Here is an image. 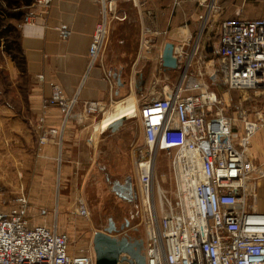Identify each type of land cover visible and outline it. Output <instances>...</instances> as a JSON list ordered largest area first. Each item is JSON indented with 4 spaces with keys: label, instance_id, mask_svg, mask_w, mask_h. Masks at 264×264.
Segmentation results:
<instances>
[{
    "label": "built area",
    "instance_id": "1",
    "mask_svg": "<svg viewBox=\"0 0 264 264\" xmlns=\"http://www.w3.org/2000/svg\"><path fill=\"white\" fill-rule=\"evenodd\" d=\"M93 1L102 11L89 51L91 66L103 55L111 22L125 19L121 14L108 19L106 1ZM108 1L111 11L115 0ZM51 2L34 0L25 24L31 25L34 12L47 11ZM197 3L204 8L197 16L203 34L219 7L217 0ZM217 33L215 59L208 62L201 39L174 44L180 63L174 71L180 73L178 81L158 96L152 85L148 95L138 99L132 115L144 136V147L135 149L134 166L147 213L146 264H264V214L250 205L255 183L264 178L250 152L261 126L249 119L251 110L244 105L248 96L264 95V16L221 20ZM59 35L67 41L71 31L61 28ZM142 46L149 51L151 44L142 39ZM156 57L162 65V53ZM205 76L211 83L219 78L226 95L240 93L238 104L219 95ZM74 104L72 100L65 107L66 118ZM105 113L99 103H90L80 121L104 118ZM56 134V129L42 131L41 143ZM160 152L168 154L176 172L175 202L162 192L155 195L154 170ZM178 172L189 174L186 188ZM0 264H96V257L93 251L72 255L65 233L32 224L28 202L20 197L9 205L0 199Z\"/></svg>",
    "mask_w": 264,
    "mask_h": 264
},
{
    "label": "crops",
    "instance_id": "2",
    "mask_svg": "<svg viewBox=\"0 0 264 264\" xmlns=\"http://www.w3.org/2000/svg\"><path fill=\"white\" fill-rule=\"evenodd\" d=\"M164 1L169 3L166 8L157 7L148 0L118 4L120 14L125 16L124 20H119V37L124 43L117 46L116 53L107 57L106 45L94 66L90 65L89 51L101 18V6L93 0H52L47 11H38L36 24L19 30L20 48L25 59L24 73L0 48V79L5 81L0 84V139L30 157L32 160L28 164L35 165L38 172H59L58 178L61 173L75 172L79 180L81 176V186L86 187L101 148L108 140L102 136L105 129L101 130L100 122L113 111L112 84L107 76V71L113 69V61L131 63L120 65L130 68L131 88H135L138 74L146 72L144 89L147 91L153 77L152 68L134 72L133 68L136 69L143 55L145 58L158 56L167 43L176 44L186 38L185 33L194 32L198 25L197 16L204 12L197 0ZM242 2L222 0L226 8L222 20L238 16L245 18L239 7ZM125 11L131 15L128 22ZM61 28L71 31L67 41L60 38ZM142 39L151 44L149 51L142 46ZM253 96L247 97L246 106L251 110L249 119L261 127L252 140L250 152L257 169L264 172V102L261 106L256 105L257 98L263 95ZM58 97H63V101L58 102ZM72 100L75 104L66 118L64 109ZM90 103H99L105 109L104 118L98 115L80 121L84 108ZM49 129H56L57 134L48 136L47 141L41 143L42 131ZM117 139V148L125 151L129 163L132 159V165H135V139L131 138L129 129L126 128ZM253 195L255 199L250 201L251 207L264 214V178L255 183ZM41 208V214H44L45 209Z\"/></svg>",
    "mask_w": 264,
    "mask_h": 264
},
{
    "label": "rangeland",
    "instance_id": "3",
    "mask_svg": "<svg viewBox=\"0 0 264 264\" xmlns=\"http://www.w3.org/2000/svg\"><path fill=\"white\" fill-rule=\"evenodd\" d=\"M105 1L106 7L108 8V19L113 15L120 14V11L117 6L115 7V4H113L110 11L108 7L109 1ZM241 1L243 2L239 7L243 9L242 16L246 19L262 17L264 14V4L261 5L264 0ZM148 2L161 8H166L167 5H169V3L165 4L164 0H148ZM217 5L219 7V12L213 17L210 25L203 34H200L197 25L194 32L190 34L183 32L186 34V38H181L190 40L191 44L196 40L201 39L200 46L203 48L207 62L215 59L214 52L218 47L217 27L226 12V8L222 5V0H217ZM30 7H28V15L30 13ZM37 12L38 11L34 12L35 18ZM252 13L254 16L251 15ZM25 18L26 15L24 19L18 23L8 20L4 26H15L19 32L23 26L27 25L24 22ZM35 24L36 22L34 21L31 25ZM133 33L134 31L132 32V35ZM127 64L130 65L131 63L128 62ZM147 67L152 68L153 75L147 91L144 89L141 93H138L134 87H130V89L123 93L124 97L121 100L126 102L128 98L133 97L136 109L138 108V99L149 93L151 85H156V90H154L153 93L158 96L163 94L165 89H170L178 81L180 76L179 72L163 68L158 57L155 55H151L150 58L148 57L147 59L142 58L141 61L137 63L136 69L133 68V72L135 70H144ZM127 70L129 72L130 68H127ZM203 70L205 71L204 67ZM39 78L42 80V77ZM205 80L213 85L214 90L219 95L228 98L232 103L238 104L237 102L242 98L240 93H229L226 95L228 91L222 85V81L219 78L212 83L208 81L206 76ZM2 83H5L3 78L0 79V84ZM246 97L247 96H243V98ZM256 101L258 102L256 105L261 106L264 102V95L258 97ZM244 105L248 108L246 104ZM111 113H113V111ZM129 117L133 120L128 124L127 129H129L131 138L135 139L133 146L135 147L133 148L135 151V149L144 147L143 131L139 124V120L132 115ZM104 119H102V121ZM11 147L12 145L9 142L6 143L0 139V199L9 205L12 204L15 199L24 197L28 202L30 221L32 224H44L51 229L57 230L59 233H65L69 238L70 252L72 255L82 257L91 251L94 252V235L98 230L106 227L110 219L116 223L119 229L124 226L123 231L118 236L126 235L133 239L143 240L146 244L148 239V229L146 225L147 213L145 212V201L137 186L136 170L135 166L132 165V159L129 164L137 189V204L136 202L130 203L119 198L112 191V185L107 183L106 187L102 188H87L81 186L83 183V181H81V176L79 177V180L76 177L75 172L61 173V177L59 178V172H38L35 165L31 166L28 164L29 161L32 160L30 157H25L21 150ZM131 152H133V150ZM103 160V166L112 170L119 168L123 162L127 161L125 158L118 156H103ZM100 174L101 180H105L107 172L102 171ZM176 177V172L172 167V161L168 157V154L166 152H160L157 156L154 170L155 195L159 197L158 187L160 186L161 192L172 202H175L177 196H179L178 181ZM41 207H44L45 209L44 214H41ZM88 207L92 209H90V214H88Z\"/></svg>",
    "mask_w": 264,
    "mask_h": 264
},
{
    "label": "water",
    "instance_id": "4",
    "mask_svg": "<svg viewBox=\"0 0 264 264\" xmlns=\"http://www.w3.org/2000/svg\"><path fill=\"white\" fill-rule=\"evenodd\" d=\"M131 0H116L115 7L118 4L129 3ZM115 12V8H114ZM126 12L127 22L131 20V15ZM121 22L114 19L111 22L110 35L105 51V56L109 54L113 55L117 51L119 44L123 45V41L120 39V28ZM175 46L173 43H167L162 53V67L170 71L179 70L178 56L174 53ZM127 60L113 61V69L107 71L108 79L112 84V103L113 111L116 110L119 104L125 103L121 101L123 93L130 89V77L126 67L120 66L126 64ZM146 79V72L138 74L135 81V90L141 93L144 90V84ZM131 117H123L115 119L111 122L104 130L103 138H107L106 144L102 146L101 151L98 155L97 164L95 170L92 173L91 179L88 181L87 188H102L106 187V183L112 185V191L122 200L130 203L137 204L138 195L135 185V181L132 177V171L129 164V155L117 148L119 144L118 135L127 128L128 124L132 122ZM121 150V151H120ZM103 156L111 157H123L127 161L123 162L119 168L115 170L108 169L103 166ZM106 171L105 180H101L100 173ZM137 207V205H136ZM88 207V213L90 211ZM92 210V209H91ZM89 213V214H90ZM128 227V226H127ZM124 229L118 228L116 223L110 219L106 227L98 230L93 239V249L96 257V264H146L145 256V243L143 240L133 239L129 236L123 235L118 236Z\"/></svg>",
    "mask_w": 264,
    "mask_h": 264
},
{
    "label": "trees",
    "instance_id": "5",
    "mask_svg": "<svg viewBox=\"0 0 264 264\" xmlns=\"http://www.w3.org/2000/svg\"><path fill=\"white\" fill-rule=\"evenodd\" d=\"M33 2L34 0L0 1V48L11 57L23 73L25 70V59L20 48L19 32L15 26L4 25L8 20L17 23L22 21L25 15H28V7H30Z\"/></svg>",
    "mask_w": 264,
    "mask_h": 264
},
{
    "label": "bare ground",
    "instance_id": "6",
    "mask_svg": "<svg viewBox=\"0 0 264 264\" xmlns=\"http://www.w3.org/2000/svg\"><path fill=\"white\" fill-rule=\"evenodd\" d=\"M170 75V74H169ZM125 100V99H124ZM136 112V104L133 97L128 98V100L123 103L119 104L113 113L109 114L102 122H101V130L106 129L107 126L113 122L115 119H120L123 117H128L133 115ZM98 128V127H97ZM98 133V132H97ZM179 175L183 177V187L186 188V181L189 177V174L183 172H178ZM161 193V190H159ZM44 225V224H43Z\"/></svg>",
    "mask_w": 264,
    "mask_h": 264
}]
</instances>
